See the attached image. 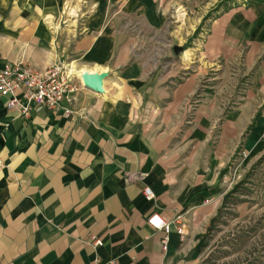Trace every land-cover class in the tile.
<instances>
[{"label": "crops", "instance_id": "obj_1", "mask_svg": "<svg viewBox=\"0 0 264 264\" xmlns=\"http://www.w3.org/2000/svg\"><path fill=\"white\" fill-rule=\"evenodd\" d=\"M19 61L80 85L29 116L0 95V264H198L264 166V0H0V70ZM153 213L183 216L166 251Z\"/></svg>", "mask_w": 264, "mask_h": 264}, {"label": "built area", "instance_id": "obj_2", "mask_svg": "<svg viewBox=\"0 0 264 264\" xmlns=\"http://www.w3.org/2000/svg\"><path fill=\"white\" fill-rule=\"evenodd\" d=\"M66 14H70L73 9L67 4ZM188 10L183 5H178L173 12L172 22L182 23L188 18ZM79 75H74L73 71L64 64H54L45 69L37 70L33 65L25 62L7 63L0 70V95L7 98V107L18 110L19 114L29 116L34 105H43L51 109H59L61 101L69 98L78 90L80 82ZM79 79V78H78ZM71 109L66 110V116H70ZM247 152L242 150L241 157H245ZM144 193L148 200H151L155 193L152 188L146 186ZM182 215L176 216L172 220H165L159 213H153L148 218L149 225L164 232L162 240L163 250L166 251L170 241V232L175 228L179 234L184 232L185 222ZM95 244L101 245L103 240L94 237Z\"/></svg>", "mask_w": 264, "mask_h": 264}, {"label": "rangeland", "instance_id": "obj_3", "mask_svg": "<svg viewBox=\"0 0 264 264\" xmlns=\"http://www.w3.org/2000/svg\"><path fill=\"white\" fill-rule=\"evenodd\" d=\"M243 176L248 180L240 189L242 196L228 203L211 229L198 264H264V166Z\"/></svg>", "mask_w": 264, "mask_h": 264}, {"label": "water", "instance_id": "obj_4", "mask_svg": "<svg viewBox=\"0 0 264 264\" xmlns=\"http://www.w3.org/2000/svg\"><path fill=\"white\" fill-rule=\"evenodd\" d=\"M106 74L105 73H97V74H83L82 78L84 81V84L87 87H91L92 89H94L97 92H101L103 91V81H104V76Z\"/></svg>", "mask_w": 264, "mask_h": 264}, {"label": "trees", "instance_id": "obj_5", "mask_svg": "<svg viewBox=\"0 0 264 264\" xmlns=\"http://www.w3.org/2000/svg\"><path fill=\"white\" fill-rule=\"evenodd\" d=\"M208 15H209V14H208ZM206 17H208V16H206ZM195 31H196V32L194 33L193 36L190 37V39L188 40V42L185 43L184 45L180 46V47H177V50H180V51L182 50V51H184V50H186V49H188V48L190 47L191 40H193V37L196 36V35L199 33V28H197ZM247 177H249V175H248ZM247 177L243 180L242 185L240 186V188L243 187V186L245 185V183L247 182V180H248ZM230 202H231V199L228 198L227 202L225 203V207H224L223 209H221V210L219 211L218 215L214 218L215 221H214L213 225L211 226V229L214 227V225H215L218 221H220L221 216L223 215V214H222L223 211L227 208L228 203H230Z\"/></svg>", "mask_w": 264, "mask_h": 264}, {"label": "bare ground", "instance_id": "obj_6", "mask_svg": "<svg viewBox=\"0 0 264 264\" xmlns=\"http://www.w3.org/2000/svg\"><path fill=\"white\" fill-rule=\"evenodd\" d=\"M188 56H189V52H186V57H188ZM78 72H79L81 77H82L83 74H90V75L97 74V72H94V73L93 72H86L84 70H79Z\"/></svg>", "mask_w": 264, "mask_h": 264}]
</instances>
